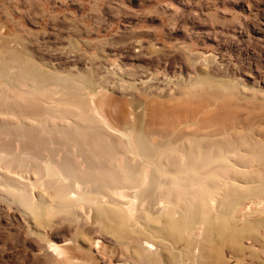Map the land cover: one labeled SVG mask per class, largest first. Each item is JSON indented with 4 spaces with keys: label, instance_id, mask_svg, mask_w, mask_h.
Returning <instances> with one entry per match:
<instances>
[{
    "label": "rangeland",
    "instance_id": "obj_1",
    "mask_svg": "<svg viewBox=\"0 0 264 264\" xmlns=\"http://www.w3.org/2000/svg\"><path fill=\"white\" fill-rule=\"evenodd\" d=\"M17 55L41 67L54 81L51 85L55 90L57 78L68 79L72 85L69 89L78 99L90 100L87 78L94 93H124L123 101L115 102L127 107L128 117L134 110L136 124L141 126L143 105L152 96H169L173 105L179 96L194 92L191 98L197 102L192 100L191 104L196 106L200 98L197 93H203L201 97L213 106L203 108L204 104L202 108L210 114V107L221 110L226 137L238 140L236 147L228 142L230 150L225 151L233 165L231 173L237 169L244 172L240 179L220 180L215 175L207 179L244 186L250 184L245 173L264 166L253 162L252 157V153L264 150V0H0V57H5L12 72ZM12 74L10 78L16 76ZM205 77L226 82L225 87L213 89L217 99L206 96L209 90L204 87L192 85ZM2 78L0 109L4 107L5 112L0 113V264H168V248L161 247L157 255H151L156 249L141 245L137 232L141 222L126 217L124 232L109 231L112 223L108 218L101 219L94 207L80 203L82 196L73 190V176L67 182L36 183L43 174L19 165L21 160L26 164L28 157L18 158L13 152L15 135L8 107L19 105L16 101L21 97L3 84ZM59 94V100L54 101L55 107L61 106L57 111L66 108L61 99L65 95ZM4 98L7 105L5 100L1 103ZM35 98L29 95L27 100L35 105ZM23 103L24 99L20 105ZM76 118L72 115L61 124L73 125ZM49 126L58 129L51 121ZM62 141L60 158V144L56 143L49 144L46 158L60 163V169L63 163L64 168L76 170L78 157L70 148L64 149V144L74 142L63 137ZM145 143L149 145L147 152L155 155L157 140L147 136ZM30 151L33 148L24 149ZM236 151L249 155V160L240 157L242 164H237ZM60 187L67 197L59 200L55 193ZM99 188L103 187L86 190L92 194ZM41 201L47 205L40 218L36 211ZM215 205L211 200V207L215 209ZM233 215L242 229L240 240L235 249L225 245L223 264H264V191L241 201ZM245 226L249 228L245 230ZM192 237H202L198 227ZM174 246L179 257L175 264H199L195 260L198 247H193L194 256L187 258L182 254L183 244Z\"/></svg>",
    "mask_w": 264,
    "mask_h": 264
},
{
    "label": "bare ground",
    "instance_id": "obj_2",
    "mask_svg": "<svg viewBox=\"0 0 264 264\" xmlns=\"http://www.w3.org/2000/svg\"><path fill=\"white\" fill-rule=\"evenodd\" d=\"M16 60L17 64L12 72L5 57H0V76L3 77V84L18 91L21 100L16 102L21 103L24 99L23 106L14 103L8 107L14 127L12 133L15 135L13 152L18 158L28 157L29 162L25 164L21 160L19 165H27L28 170L37 175L43 174L36 183L57 179L67 182L73 176V190L82 196L80 203L94 207L101 219L108 218L112 223L108 227L109 231L119 234L124 232L126 217L141 222L142 227L137 230L141 245L147 244L151 251L155 248L151 255H157L161 247L168 248L165 253L168 264H175L179 260L175 255L176 244L184 245L182 254H186L187 258H192L194 255L191 249L198 247L195 260L199 264H223V248L230 245L235 249L242 230L237 226L233 212L241 201L264 191V166L246 172L250 184L244 186L229 180L221 182L207 179L209 175H215L220 180L225 177L240 179L244 173L239 169L231 173L233 165L227 160L225 151L230 150V145L236 147L238 140L226 137L221 110L210 107L209 112L212 114L206 113L203 108L213 106V103L202 98L201 96H205L203 93H197L200 98L196 106H193V102L191 104L194 99L188 91L179 96L173 105L169 103V96L161 99L154 95L143 105L142 127L136 124L134 110L131 112L132 117H128L125 111L127 107L115 102L116 99L123 101L124 93H94L93 88L88 87L91 83L87 78L86 91L90 98L87 102L83 97L78 99L77 94L71 93L69 88L72 85L68 79L57 78L55 90L51 85L54 81L49 79L41 67L30 59L23 60L19 55ZM11 74L16 76L10 78ZM205 78L192 85L209 90L206 96L211 99L218 98L217 91L214 92L213 89L225 87L226 82L212 77ZM59 92L65 95L61 99L63 98L66 108L61 111H57L61 106L58 108L54 104V101L59 100L56 98V95H60ZM29 95L36 96L38 103L33 99L37 104L32 105L27 100ZM5 99H1V103ZM65 99H68L70 106ZM5 103L7 105L8 100ZM4 112L3 107L0 113ZM72 115L77 117L73 125L61 124L64 120L67 123V118ZM50 121L53 125L58 124L56 131L55 126L54 129L50 128ZM35 131L37 135H34ZM147 136L158 142L155 155L151 156L147 152ZM62 137L66 142H74L71 146L64 144V149L70 148L78 157L76 170L64 168L63 163L60 169V163L49 162L50 158H46L49 155V144L53 143L60 144V158L64 143L60 142ZM26 141L32 146L26 144ZM33 143L37 145L34 146ZM30 146L34 151L24 152V149H31ZM143 150L146 154L140 155ZM236 155V163L239 165L242 164L240 157L249 160L247 154L242 155L236 151ZM263 155L264 150L252 153L253 162L263 164ZM193 170L197 178L194 177ZM97 185L103 188L92 191V194L86 190ZM55 194L59 200L67 197L64 187H60ZM211 200L216 202L215 209L211 207ZM46 205L42 201L38 204V217L44 216ZM82 207L81 210H84ZM196 227L201 230L200 239L192 237ZM248 228L249 226H245V230ZM181 258L183 257L180 256Z\"/></svg>",
    "mask_w": 264,
    "mask_h": 264
}]
</instances>
